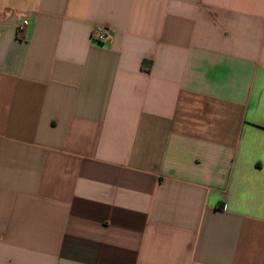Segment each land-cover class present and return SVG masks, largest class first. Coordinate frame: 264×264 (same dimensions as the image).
<instances>
[{"label": "crops", "instance_id": "0c3cea01", "mask_svg": "<svg viewBox=\"0 0 264 264\" xmlns=\"http://www.w3.org/2000/svg\"><path fill=\"white\" fill-rule=\"evenodd\" d=\"M0 264H264V0H0Z\"/></svg>", "mask_w": 264, "mask_h": 264}, {"label": "built area", "instance_id": "2783aa9c", "mask_svg": "<svg viewBox=\"0 0 264 264\" xmlns=\"http://www.w3.org/2000/svg\"><path fill=\"white\" fill-rule=\"evenodd\" d=\"M26 26V22H23L21 25L17 27V32H22ZM92 39L98 44H103L108 42L109 40V33L106 28L102 26H98L92 31Z\"/></svg>", "mask_w": 264, "mask_h": 264}]
</instances>
